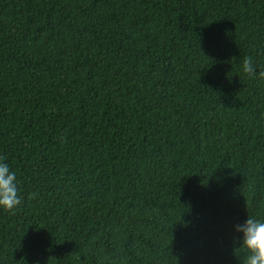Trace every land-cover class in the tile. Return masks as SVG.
<instances>
[{"label": "trees", "instance_id": "obj_1", "mask_svg": "<svg viewBox=\"0 0 264 264\" xmlns=\"http://www.w3.org/2000/svg\"><path fill=\"white\" fill-rule=\"evenodd\" d=\"M261 71L264 0H0V264H242Z\"/></svg>", "mask_w": 264, "mask_h": 264}, {"label": "clouds", "instance_id": "obj_2", "mask_svg": "<svg viewBox=\"0 0 264 264\" xmlns=\"http://www.w3.org/2000/svg\"><path fill=\"white\" fill-rule=\"evenodd\" d=\"M243 71L249 77L257 75L255 64L250 56L243 58ZM264 78V71L258 73ZM0 157V160H3ZM21 203L16 184V174L11 172L6 163L0 162V208L13 212ZM237 233L242 234L239 247L247 250L242 264H264V219L247 216L242 224L234 226Z\"/></svg>", "mask_w": 264, "mask_h": 264}]
</instances>
